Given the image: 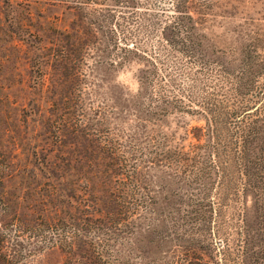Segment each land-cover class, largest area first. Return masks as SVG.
<instances>
[{
    "label": "rangeland",
    "instance_id": "obj_1",
    "mask_svg": "<svg viewBox=\"0 0 264 264\" xmlns=\"http://www.w3.org/2000/svg\"><path fill=\"white\" fill-rule=\"evenodd\" d=\"M0 264H264V0H0Z\"/></svg>",
    "mask_w": 264,
    "mask_h": 264
},
{
    "label": "trees",
    "instance_id": "obj_2",
    "mask_svg": "<svg viewBox=\"0 0 264 264\" xmlns=\"http://www.w3.org/2000/svg\"><path fill=\"white\" fill-rule=\"evenodd\" d=\"M128 193L125 190H121L118 193L114 194L112 199H111V204L113 205H121V208H125L123 210L124 214H126L127 211L130 210V208H128L126 205V197H128ZM129 209V210H128ZM135 207H131L130 212H133V210H135ZM111 216V214H109ZM109 216V218H110Z\"/></svg>",
    "mask_w": 264,
    "mask_h": 264
}]
</instances>
